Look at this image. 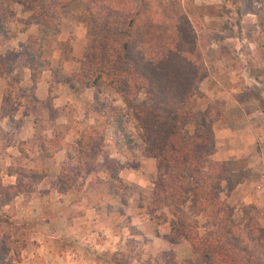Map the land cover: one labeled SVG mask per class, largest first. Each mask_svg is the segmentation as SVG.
I'll return each instance as SVG.
<instances>
[{"label":"rangeland","instance_id":"rangeland-1","mask_svg":"<svg viewBox=\"0 0 264 264\" xmlns=\"http://www.w3.org/2000/svg\"><path fill=\"white\" fill-rule=\"evenodd\" d=\"M156 1L171 18V25L183 28L186 39L183 47L193 60L188 65L194 64L197 74L187 105L195 122L187 124L186 129L193 132L196 125H203L211 132L212 157L221 163H231L233 170L228 172L219 166L228 181L222 184L220 196L233 210V218L250 224V231L264 227V0ZM58 19V24L50 30L39 25L23 5L14 0H0L3 59L8 58L7 50L19 52V44L36 35L49 62L37 83L32 80L24 55L16 53L11 57L17 62L15 68L10 63L0 65V97L3 96L2 113L6 123L0 125L4 185L11 181L6 176L10 166L15 169L24 166L43 174L41 181L54 173L52 187L65 189L62 203L53 194L44 198L43 213L31 214L30 225L17 228L12 220L13 227L4 224L13 237L9 254L17 250L22 253L29 231L34 233L39 229L42 216L52 226L63 220L62 228L75 217H81L80 223L104 217L109 219L110 233L121 236L119 247L107 251L106 264H163L170 257L179 264L202 263V257L190 242L174 243L181 245L173 250L166 249L162 242V237L169 241L175 217L168 207L154 209L162 203L155 201L153 193L158 161L145 155L144 132L136 117L146 93L142 91L137 97L130 93L126 96L130 102L125 103L120 88L104 89L99 94L95 87H85L77 75L84 52L93 40L91 13L83 6L65 8ZM5 30L16 37L6 39ZM97 96L123 108L134 138L131 150L126 151L122 135L107 129L104 118L92 111ZM23 119L29 130L24 140L16 135ZM56 134L62 136L60 148L52 147L54 153L47 157L42 143ZM83 135L96 140L99 149H94L93 141L87 144ZM11 145H17L20 154L11 153L15 152ZM146 158L153 161L143 162ZM10 162L11 165L6 164ZM40 182H34L31 191ZM23 183L31 184L32 179L25 177ZM36 201L39 205V199ZM186 206L178 211L188 216L194 209L191 204ZM60 208L62 214L57 215ZM88 210L91 212L87 217ZM3 212L11 214L3 210L2 218ZM199 222L203 231L208 221L202 215ZM106 229L105 226L98 231L99 237H107ZM147 233H157L161 241L155 243ZM76 234L84 237L82 231ZM88 236L98 239L97 234ZM58 246L67 248L65 242Z\"/></svg>","mask_w":264,"mask_h":264},{"label":"trees","instance_id":"trees-1","mask_svg":"<svg viewBox=\"0 0 264 264\" xmlns=\"http://www.w3.org/2000/svg\"><path fill=\"white\" fill-rule=\"evenodd\" d=\"M14 1L30 11L39 25L50 30L58 24L62 9L85 7L91 13L93 40L84 52L77 79L85 87H95L99 94L104 89L120 88L125 103L130 102L126 98L130 93L136 97L142 91L146 93L145 102L139 106L136 117L144 132V153L158 161L153 193L155 201L162 203L154 209L158 211L159 208L168 207L175 217L168 234L169 241L190 242L203 259L200 264H264V227H255L257 231H250V224L237 222L233 218V210L220 196L222 184L228 181L219 166L228 172L233 170L231 163H221L212 157L213 152L209 148L211 132L203 125H196L193 132L186 129L187 124L195 122V116L187 105L193 94L197 74L194 64L188 65L193 60L186 47H183V39L186 40L183 28L171 25V18L158 1ZM1 25L0 33L3 30ZM4 37L13 39L16 35L6 31ZM0 45L3 46L2 41ZM19 45V52L7 50V61L0 53V65L10 63L15 68L17 62L11 57L16 53L24 55L28 59L33 82H39L41 74L49 65L48 59L44 57V46L36 35H30ZM92 111L104 118L107 129L112 128L122 135L126 151L132 149L134 138L126 124L123 108L97 96ZM61 138L56 134L42 143L47 157L53 155L52 147L60 148ZM85 140L87 144L93 141L96 143L94 149H99L96 140ZM6 173L16 174L17 181L4 185L0 166V212L17 195L30 192L32 184L44 177L36 169L24 166L18 169L10 166ZM25 177L32 179V183L24 185ZM59 190L65 191L61 187ZM187 204H191L194 209L188 216L178 211ZM202 215L208 221L203 231L199 222V216ZM2 216L0 264H19L21 252L15 250L13 255L9 254L13 237L11 231L4 228L6 224L13 227L11 216L4 212ZM163 264L179 263L170 257Z\"/></svg>","mask_w":264,"mask_h":264},{"label":"crops","instance_id":"crops-1","mask_svg":"<svg viewBox=\"0 0 264 264\" xmlns=\"http://www.w3.org/2000/svg\"><path fill=\"white\" fill-rule=\"evenodd\" d=\"M2 102L3 96L0 97V125L5 126L4 124L6 123L3 119L4 117L2 113ZM27 118L28 115H26L25 119ZM25 119L22 120L23 124L19 127V131L16 133V135H20L21 139L23 140L27 139V136H25V132H29L27 126H25L27 123L24 122ZM11 147L15 148V152H11V150L8 148L11 153H13L14 155L20 154L17 145H11L10 148ZM8 157L11 158L10 155H8ZM45 160H48L46 156ZM149 161L152 162L153 159L146 158L143 160V162ZM11 163L12 162L6 164L11 165ZM156 168L157 167L155 166L154 169ZM137 171L139 172L141 171V169H138ZM6 176L11 179L10 184L16 183V174L6 173ZM55 176L56 175L54 173H50V175L45 177V179L41 181L40 184H38V187L34 191H25L20 193L16 196L15 200L10 205H6L3 208L4 211L11 213V220L14 222V226H17V228H19L22 227L21 225L28 226L30 225V223H33L30 221V219H32L30 218L31 214L36 212L39 213V211L43 213L42 208L44 205V198L49 194L58 196L59 203H62L64 192H61L59 188L56 187V185L52 187L53 181H55L56 179ZM38 199L40 201L39 205H37L36 201ZM54 209L57 210L56 207ZM92 210H95V208H92ZM95 211L98 214L99 211ZM90 212L91 211L88 210L85 213L87 214V217L88 213ZM61 214L62 211L60 208L57 212V215ZM80 218L81 217H75L70 219V221L65 223L66 226L62 228V225L60 224H63V220L60 219L57 224H53L52 226V222L42 216V221L38 224L39 229H37L34 233L29 231L28 238H25L27 240V243L22 250L21 262L19 264H106L108 261L107 251H114L117 249V247H119L118 245H120L121 236H119L118 233H110L109 227H107V225L109 224L108 218L105 219L104 217H102V219H98V221L83 223H80V220H78ZM105 226L108 233L107 237H105L104 235L102 237H99L98 231H102ZM65 231L66 234H64ZM77 231H82V233L84 234L82 235L84 237H80L79 234H76ZM89 234H91L92 237H95V235L97 234L96 237H98V239L90 238L88 236ZM146 235L155 243L161 241V237L157 233L154 235H150L147 233ZM77 239H81V242H79ZM63 242L67 244L66 249L58 246V244L62 245ZM162 242H164V245H166V249L172 250L176 249V246L181 245L171 243L165 237H162ZM80 243H83V246H81V248Z\"/></svg>","mask_w":264,"mask_h":264}]
</instances>
